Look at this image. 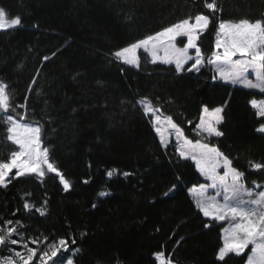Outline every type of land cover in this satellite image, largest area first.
Returning <instances> with one entry per match:
<instances>
[{
    "label": "trees",
    "instance_id": "obj_1",
    "mask_svg": "<svg viewBox=\"0 0 264 264\" xmlns=\"http://www.w3.org/2000/svg\"><path fill=\"white\" fill-rule=\"evenodd\" d=\"M206 2L212 0H0L10 18L22 19L21 26L0 30V81L10 86L13 105H24L10 114L39 122L50 162L71 183L65 191L54 174L12 179L0 187V227L6 220L22 221L24 242L41 240L29 243L33 248L63 238L70 249H80L73 256L76 264H156L157 252L173 264H246L247 251L217 259L223 225L204 218L188 194L204 181L173 143L160 144L137 101L147 98L172 116L187 138L219 147L245 173L246 186L259 191L252 181L264 184V170H254L249 161L264 163V134L256 130L264 117L250 101L264 100V92L213 79L207 63L199 72L178 74L141 52L139 68L113 56L204 14L212 23L197 44L207 58L221 19L264 18V0H216L221 11L215 13ZM203 106L224 108L222 137L203 141L196 135ZM7 127L0 120L5 161L17 150L7 140ZM112 169L118 171L109 178ZM173 184L175 190L165 196ZM101 191L108 195H98ZM25 202L34 205L31 211ZM0 254L9 253L0 248ZM30 264L40 261L34 257Z\"/></svg>",
    "mask_w": 264,
    "mask_h": 264
},
{
    "label": "snow or ice",
    "instance_id": "obj_2",
    "mask_svg": "<svg viewBox=\"0 0 264 264\" xmlns=\"http://www.w3.org/2000/svg\"><path fill=\"white\" fill-rule=\"evenodd\" d=\"M205 6L214 13L221 11L216 0L206 2ZM261 15L264 17V13ZM211 23L208 15L189 16L154 35H148L115 51L113 56L125 64L139 68L137 53L143 49L151 56L152 63L160 61L163 64H174L178 74L199 72L207 63L214 67L220 80L264 92V18L245 17L236 21L221 19L215 36V50L205 58L197 41ZM21 24L22 19L19 15L8 19L6 10L0 7V30L13 29ZM178 38H186V43L182 47L177 46ZM190 50H194V55ZM44 59L48 60L49 57ZM249 76L253 78L250 79ZM213 79H216V76ZM9 89L10 86L6 82L0 81V120L8 125L7 140L18 146V150L11 151L6 161L0 158V187L6 188L12 179L28 174L43 177L46 166L47 172L55 173L64 190L68 191L71 187L70 181L50 162L49 148L42 147L43 130L39 122L21 123L10 114L16 107L24 105H13L12 92ZM29 90L31 91V88ZM137 103L145 115L153 117V126L160 136L161 145L167 147L169 137L174 133L179 157L194 161L198 172L207 181L189 189L195 207L204 217L229 222V227L223 229V246L218 249L217 259L224 261L230 253L241 255L251 245L246 264H264V184L252 181L255 189L259 191L247 187L244 182L245 173L234 167L233 160L219 147L202 142L201 139L193 141L187 138L172 116H164L160 108L154 106L147 98ZM250 104L253 108H258V116L264 117V100L258 102L252 99ZM223 112V107L209 109L208 106H203L202 115L196 125V135L202 136L203 141L222 137L224 132L220 130L219 125L224 120ZM256 130L264 133V124ZM249 163L254 170H264V163L252 161ZM14 169L16 170L14 175L10 176ZM117 171L109 170L107 176L111 178ZM123 175L127 177L130 173L124 172ZM175 188L176 185L173 184L164 195L167 196ZM98 195L105 196L108 193L101 191ZM95 206L93 204V207ZM23 207L26 211H31L34 205L25 202ZM36 211L40 215L45 214L42 208H36ZM13 224L18 227L11 226ZM4 225L0 227V248L6 249L9 254L7 256L0 254V264H30L34 257L39 259L40 264H48L49 261L52 264H76L73 256L80 249H70L67 240L61 238L58 242L47 243L44 249L33 248L29 247V243L39 245L41 240L33 237L24 242L25 237L20 231L24 227L22 221L6 220ZM204 227L207 228L209 225L205 224ZM14 236H18L19 239L13 238ZM47 240V237H43L44 242ZM71 243L75 244L76 241L72 240ZM8 245L20 246L25 251L8 248ZM61 252L71 254L58 256ZM154 255L160 264H173L170 257H165L164 252H157Z\"/></svg>",
    "mask_w": 264,
    "mask_h": 264
},
{
    "label": "rangeland",
    "instance_id": "obj_3",
    "mask_svg": "<svg viewBox=\"0 0 264 264\" xmlns=\"http://www.w3.org/2000/svg\"><path fill=\"white\" fill-rule=\"evenodd\" d=\"M7 14V13H6ZM7 18L8 19H12V18H10L8 15H7ZM217 30H218V27H217ZM217 32V31H216ZM216 36V35H215ZM186 43V38H178V40H177V46L178 47H182L184 44ZM213 51L215 50V40H214V44H213ZM191 51V53L194 55V50H190ZM139 52H141V53H143L147 58H148V60L151 62V56L148 54V53H145L144 51H143V49H140V50H138V53H137V55H138V57H139ZM161 55H162V53H161ZM139 61H140V57H139ZM121 62H123V61H121ZM152 63V62H151ZM156 63H161L160 61H157ZM189 63H191V62H189ZM161 64H163V63H161ZM128 65V64H127ZM165 65H168V64H165ZM129 66H132V65H129ZM171 66H173L174 68H175V65L174 64H172ZM208 66H210L211 67V70H212V72L214 73V75L216 76V79L215 80H219V81H221V82H223V83H225V84H227V85H231V86H239V87H242V88H246V89H249V88H247V87H244L242 84H231V83H227V82H224V81H222V80H220L219 79V77L217 76V74H216V72H215V69H214V67L212 66V65H208ZM186 67H187V65H186ZM249 78L250 79H252L253 78V76H249ZM250 90H253V91H255V90H259V89H250ZM258 109V108H257ZM202 115V114H201ZM148 117H149V119H150V121H151V123H152V127H153V130H154V132H155V134H156V136H157V138H158V141L160 142V136L157 134V132L155 131V128H154V126H153V117L152 116H150V115H147ZM15 119H17V120H19L21 123H36V122H29V121H26L24 118L23 119H21V117L20 118H16V117H14ZM260 133V132H259ZM262 134H264V133H262ZM167 135V134H166ZM169 143H173L174 145H175V147H177V145H176V139H175V134L173 133L170 137H169ZM168 143V144H169ZM161 144V143H160ZM17 147V150H18V146H16ZM42 147H43V145H42ZM164 147V146H163ZM187 160H189L193 165H194V167H195V169H196V171L198 172V170H197V168H196V166H195V162L194 161H192L191 159H187ZM15 169L13 170V172L15 173ZM223 170L221 169V172H222ZM47 174H54V175H56L55 173H51V172H47V170H46V166H45V175H47ZM198 174L200 175V173L198 172ZM28 175H34V176H36V177H39L40 178V176H38L37 174H28ZM26 176V175H25ZM200 177L202 178V180L204 181L203 183H207V181L204 179V177L203 176H201L200 175ZM58 179H59V177H58ZM61 186L63 187V185L61 184ZM192 188V187H191ZM64 189V188H63ZM210 191V193H211V190H209ZM188 194H189V196L191 197V199H192V201H193V203H194V206H195V202H194V199H193V197H192V195L190 194V192H189V190H188ZM196 208V207H195ZM197 209V208H196ZM198 210V209H197ZM199 211V210H198ZM200 212V211H199ZM201 213V212H200ZM201 215L203 216V213H201ZM204 217V216H203ZM204 218H206V219H209V220H212L211 218H209V217H204ZM215 221V220H214ZM216 222H218V223H221L222 225H223V228H222V231H221V236H222V246H223V229L224 228H226V227H229V222L228 221H216ZM251 245L249 246V249H247L246 251H247V256H248V254H250V251H251ZM230 254H234V253H230ZM236 255V254H235ZM154 259H155V261H156V264H160V262H159V260L156 258V256L154 255ZM246 261H247V258H246Z\"/></svg>",
    "mask_w": 264,
    "mask_h": 264
},
{
    "label": "crops",
    "instance_id": "obj_4",
    "mask_svg": "<svg viewBox=\"0 0 264 264\" xmlns=\"http://www.w3.org/2000/svg\"><path fill=\"white\" fill-rule=\"evenodd\" d=\"M255 91H257V92H261L260 90H255Z\"/></svg>",
    "mask_w": 264,
    "mask_h": 264
}]
</instances>
